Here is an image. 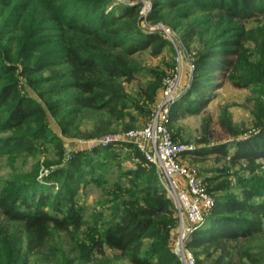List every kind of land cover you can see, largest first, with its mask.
Returning <instances> with one entry per match:
<instances>
[{
	"label": "trees",
	"instance_id": "obj_1",
	"mask_svg": "<svg viewBox=\"0 0 264 264\" xmlns=\"http://www.w3.org/2000/svg\"><path fill=\"white\" fill-rule=\"evenodd\" d=\"M63 1L69 3L66 7L77 3L85 9L82 14L65 18L67 30L77 38L60 42L56 64L39 60L22 68V75L38 77L28 81L32 84L41 83L44 71L51 74L54 85L50 92L56 98L47 103L45 109L31 99L32 102H28L18 82L11 80L17 71L15 62L0 50V135L5 133L0 138V148L31 151L41 143H48L61 159L63 148L57 136L50 132L48 113L56 119L64 135H86L87 138L110 133L116 125L130 129L131 122L135 121L132 109L149 117V107L154 103L159 86L158 78L156 83L147 84L136 102L124 87L141 71L135 56L148 49L158 53L166 44L158 33L142 32L139 23L143 19L162 22L179 32L187 46L200 45L194 56V81L181 97L185 105L180 106L179 111L199 110L200 106L191 108L192 104H199L197 100L188 101L196 95L206 99L212 81L230 80L235 87L243 89L253 84L264 86V32L256 38L257 60L247 63L242 60L241 52L244 51V33H235L226 44L210 38L216 29H205L203 35L209 33L210 36L202 37V26L194 21L195 13L191 11L193 8L214 11L207 15L243 24L264 17V0H150L152 9L146 19L139 15L137 5L121 12L104 13L105 0ZM7 79L11 81L2 84ZM174 106L168 128L172 140L177 142L172 131ZM88 116L92 129L82 132V122L76 117ZM218 124L228 137L238 135L228 120ZM257 125L255 134L213 148L216 150L212 153L227 157L233 165H241L243 174L237 176L238 193L218 196L206 223L190 236L187 248L195 253L197 264H264V124ZM202 131L206 135L199 143L204 144L209 136L208 122L202 126ZM230 144L235 148L231 155L226 150ZM122 147L133 150L143 160L131 144ZM96 153L98 151L93 155ZM191 154L205 155L201 150ZM82 155L75 156L64 168L51 170L49 178L53 182L47 187L37 188L35 179L24 180L25 184L20 180L12 190L0 194V212L11 225L3 233L8 244L16 246L21 240L20 256L35 264H90L95 259L94 253L102 255L104 247L115 252L116 259L128 264H183L170 246L171 229L177 225L174 205L153 172L142 166L129 172L134 180L142 179L138 198L118 204V212H112L102 233L88 234L85 241L70 239L72 230L82 225V210L76 208L74 200L79 185L102 180L94 174L93 161ZM97 165L104 167L103 163ZM226 172L227 169L219 171L222 176ZM215 185L217 191L230 187L225 181ZM58 235L68 236L69 249L59 245Z\"/></svg>",
	"mask_w": 264,
	"mask_h": 264
},
{
	"label": "rangeland",
	"instance_id": "obj_2",
	"mask_svg": "<svg viewBox=\"0 0 264 264\" xmlns=\"http://www.w3.org/2000/svg\"><path fill=\"white\" fill-rule=\"evenodd\" d=\"M105 2L104 13L121 12L127 7L137 5L140 6L139 15L146 19L152 9L150 0H105ZM67 4L69 3L63 0H0V50L15 62L17 68L11 80L18 82V88L28 98V102L33 101L43 109L46 108L47 103L53 102L56 98L50 92L54 85L51 74L48 70L44 71L41 83L32 84L28 81L38 79V77L22 75V68L39 60L56 64V56L61 46L60 42H70L77 38L67 30L65 18L75 13L82 14L85 9L83 5L77 3H73L69 7H66ZM55 5L59 7L55 8ZM191 11L195 13L194 21L202 26V37L210 36L209 33L203 35L205 29L209 31L216 29L210 38L226 44L230 37L236 36L235 33L242 32L244 33L242 60L247 63L257 60L256 55L259 53V48L256 45V38L264 32V17L241 24L234 20H227L222 17L212 18L207 15V12L214 11L196 8L191 9ZM87 19L90 20L91 17L89 16ZM139 27L147 35L158 33L160 38L166 42L158 53H154L153 49L138 53L135 56V61L140 66L141 71L133 81L124 84L126 93L131 97V100L136 102L138 94L147 84L157 81L158 78L159 86L154 103L149 107L151 111L149 117L141 116V113L132 109L131 114L135 121L131 122L130 129L124 130L121 126L116 125L110 133L87 138L86 135L83 137L64 135L61 126L57 125L56 119L48 113L46 118L50 125V132L57 136L63 148L61 159L57 157L54 146L48 143H41L31 151H25L24 148L14 149L10 147V151L5 147L0 148V194L12 190L17 183H20V180L25 184L24 180L35 179L38 182L36 185H39L37 188L47 187L53 182L49 178L50 171L64 168L75 156L83 154L84 159L93 161L94 174L101 176L102 180L98 183H91L85 179L87 182L78 187L74 200L76 208L82 210V225L78 229L72 230V237L70 238L78 242L87 240L88 234L102 233L111 220L112 212H118V204L138 198L139 189L143 185L142 179L134 180L129 172H134L139 166H142L146 171L153 172L160 183V176L156 167L148 163L141 154L144 161L139 155H135L133 150L122 147V144L104 145L103 139L108 136H120L130 130L144 128L151 119L156 103L160 99L164 80L174 73L179 74V86L177 98L173 104V106L175 105L173 109L175 118L172 121V131L176 135L178 143L195 146L196 151L204 152L205 155L202 156L187 155L183 164L196 170L199 178L215 200L221 195L238 193L236 192V190L238 191L236 189L237 176L243 174V169L241 165H233L228 162L227 157L212 153L213 150H216L213 148L217 145L229 144L247 138L256 133L257 123L263 122L264 124V86L261 84H253L243 89L235 87L230 80L212 81L206 99L202 100L196 95L188 101L190 103L197 100L199 104H192L191 108L200 106L199 110L193 113L179 111V107L185 105V102H181L180 99L190 89L194 81V56L200 45L192 43L187 46L181 39L179 32L168 28L162 22H148L143 19L139 23ZM115 52L117 53L119 50ZM11 80L2 81V84L7 85ZM35 81L39 82V80ZM81 118L76 117V120L82 122L81 131L91 130L92 126L88 121L89 116ZM126 120L129 121L128 118ZM222 120H228L238 135L228 137L218 124ZM206 122H208L209 136H206L207 143L201 144L199 142L204 140L206 135L202 131V126ZM4 136L5 133L1 134L0 138ZM102 149L104 151L100 152L99 150ZM226 150L230 155L235 152L232 144L227 145ZM94 151H98V153L93 155ZM97 163H103L104 167L98 168ZM223 169L228 170L225 176L219 173ZM213 179L215 181H212ZM222 181L229 182L230 187L224 191H217L215 184ZM33 188L36 187L31 189ZM165 194L170 200L166 191ZM174 217L177 218L176 213ZM8 227L11 225L6 222L0 212V264H35V262L26 261L20 256L21 240L17 241L16 246H13L8 244L7 238L4 239L3 233ZM177 232L178 221L177 225L171 229L170 246L173 251L178 242ZM67 237L62 235L56 237L60 241L59 245L66 250L70 248V239ZM116 255L115 252L104 247L102 255L94 253L95 259L90 264H128L123 259H116Z\"/></svg>",
	"mask_w": 264,
	"mask_h": 264
},
{
	"label": "built area",
	"instance_id": "obj_3",
	"mask_svg": "<svg viewBox=\"0 0 264 264\" xmlns=\"http://www.w3.org/2000/svg\"><path fill=\"white\" fill-rule=\"evenodd\" d=\"M178 75L174 73L164 80L160 99L144 128L130 130L120 136H108L103 139V143L131 144L148 163L156 167L160 184L172 201L177 215L178 242L173 252L183 264H197L194 252L187 248V242L211 214L215 198L196 170L183 164L186 156L197 148L180 144L171 138L168 124L171 108L177 98Z\"/></svg>",
	"mask_w": 264,
	"mask_h": 264
}]
</instances>
